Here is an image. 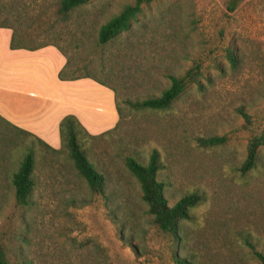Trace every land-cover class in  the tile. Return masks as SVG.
<instances>
[{"label": "rangeland", "instance_id": "obj_1", "mask_svg": "<svg viewBox=\"0 0 264 264\" xmlns=\"http://www.w3.org/2000/svg\"><path fill=\"white\" fill-rule=\"evenodd\" d=\"M134 2L89 0L64 16L60 0H0V23L13 25L27 45H59L113 87L122 108L103 136L118 118L109 127L107 112L92 109L91 119H100L81 124L95 136L81 134L87 158L105 176L103 196L90 192L66 149L51 153L0 123V241L14 264H261L253 250L264 255V147L254 168L242 173L240 166L250 138L264 135V0H240L232 12L228 0H152L128 31L98 44L99 27ZM196 65L198 84L168 109L125 103L160 95L169 76ZM89 89L86 102L105 106L106 92ZM222 136L223 144L205 145ZM31 146L34 186L23 206L12 174ZM153 149L168 205L201 196L176 236L153 223L124 165L127 155L147 163Z\"/></svg>", "mask_w": 264, "mask_h": 264}, {"label": "trees", "instance_id": "obj_2", "mask_svg": "<svg viewBox=\"0 0 264 264\" xmlns=\"http://www.w3.org/2000/svg\"><path fill=\"white\" fill-rule=\"evenodd\" d=\"M89 0H60L58 13L66 16L74 8L87 3ZM152 0H135L133 4H126L122 9L111 16L98 29L97 42L100 45H106L115 39L122 32L128 31L132 23L137 20V16L141 13L142 5L150 3ZM240 0H228L227 11L235 10ZM0 27H7L12 30L10 39L11 49H29L35 50L47 45L55 46L65 57V64L58 72V79L61 81H72L81 78H89L96 83L109 88L114 93L115 109L118 115L116 125L107 131L100 134L103 136L110 133L118 125L119 119L122 117V108L116 97V90L107 84L105 81L93 76L87 70L85 65L78 67L72 57L68 55L59 45L54 43H41L30 46L24 41L22 33H19L13 25L9 23H0ZM227 58L234 64L235 59L231 51L227 52ZM102 68V67H101ZM198 74L200 75V67H195L186 71L182 76H169L170 84L164 89L160 95L152 96L140 101L126 100L125 103L136 109H151V110H166L172 103L181 95L187 85L190 83L198 84ZM241 115L247 119V115L241 112ZM0 123L10 127L18 134L29 136L34 141L43 145L51 153H60L66 149L67 157L72 161L76 173L82 177L91 193L96 195H104L106 190V179L103 173L96 170L93 164L87 158L81 134L84 132L90 137H95L89 134L81 125L79 120L74 115H66L59 122V136L61 146L54 149L46 144L43 140L33 135L32 133L16 127L7 122L0 116ZM226 141L222 137H210L205 139V145L223 144ZM264 147V135L253 136L250 138L247 145V154L240 166V171L245 173L254 168L258 159V150ZM35 160L33 147L27 148L15 172L12 174V185L14 187V195L16 203L19 205H27L33 190V170ZM124 165L132 176L135 177L139 184L141 192V200L147 205V212L152 215L153 223L162 231L177 235L178 224L180 220L189 218V211L196 206L201 200L198 193H190L182 196L173 205H168L164 195V184L158 179V172L161 169L160 155L156 149H153L148 157L147 163L143 164L135 155H127L124 158ZM254 256L264 264V255L253 250ZM177 264H186L184 259L176 258ZM0 264H14L10 261L5 247L0 241Z\"/></svg>", "mask_w": 264, "mask_h": 264}, {"label": "crops", "instance_id": "obj_3", "mask_svg": "<svg viewBox=\"0 0 264 264\" xmlns=\"http://www.w3.org/2000/svg\"><path fill=\"white\" fill-rule=\"evenodd\" d=\"M11 36V29L0 27L1 117L54 149L61 146L59 122L66 115L76 116L85 125V122L100 119L99 115L94 120L90 117V110L96 109L107 112L111 121L109 127L114 124L118 115L112 90L89 78L59 80L58 72L66 60L56 55L53 51L55 46L47 45L35 50L10 49ZM89 88L106 92L100 96L105 100V106L86 102L93 95L88 92Z\"/></svg>", "mask_w": 264, "mask_h": 264}]
</instances>
